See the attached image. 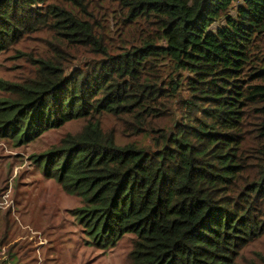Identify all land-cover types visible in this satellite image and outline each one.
Segmentation results:
<instances>
[{
    "label": "trees",
    "instance_id": "trees-1",
    "mask_svg": "<svg viewBox=\"0 0 264 264\" xmlns=\"http://www.w3.org/2000/svg\"><path fill=\"white\" fill-rule=\"evenodd\" d=\"M22 43L0 137L82 121L34 161L96 242L133 233L126 264H236L264 240V0H0V53Z\"/></svg>",
    "mask_w": 264,
    "mask_h": 264
},
{
    "label": "rangeland",
    "instance_id": "rangeland-1",
    "mask_svg": "<svg viewBox=\"0 0 264 264\" xmlns=\"http://www.w3.org/2000/svg\"><path fill=\"white\" fill-rule=\"evenodd\" d=\"M23 45L0 53V75L20 79L23 61L18 48L29 49ZM81 125L82 121L75 120L48 129L22 145H15L9 135L0 137V215L7 214L11 223V236L0 248L3 264L128 262L133 233L124 234L115 244L96 242L77 214L82 197L66 191L56 178L45 176L34 161L36 154L62 144L66 133L79 130ZM256 251L264 252V240L244 246L236 264H247Z\"/></svg>",
    "mask_w": 264,
    "mask_h": 264
}]
</instances>
